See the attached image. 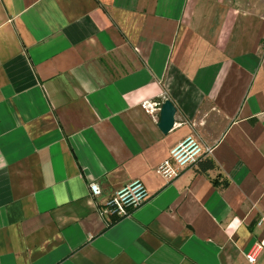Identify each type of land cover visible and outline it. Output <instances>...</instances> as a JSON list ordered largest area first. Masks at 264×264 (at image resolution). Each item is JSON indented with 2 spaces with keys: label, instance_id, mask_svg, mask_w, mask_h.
<instances>
[{
  "label": "crops",
  "instance_id": "crops-1",
  "mask_svg": "<svg viewBox=\"0 0 264 264\" xmlns=\"http://www.w3.org/2000/svg\"><path fill=\"white\" fill-rule=\"evenodd\" d=\"M260 9L0 0V264H250L255 250L264 264ZM166 100L167 135L143 107ZM190 136L214 148L215 169L167 182L157 168ZM138 180L143 207L100 216Z\"/></svg>",
  "mask_w": 264,
  "mask_h": 264
},
{
  "label": "built area",
  "instance_id": "built-area-1",
  "mask_svg": "<svg viewBox=\"0 0 264 264\" xmlns=\"http://www.w3.org/2000/svg\"><path fill=\"white\" fill-rule=\"evenodd\" d=\"M143 107L150 115H154L160 112L162 104L147 101L144 102ZM213 151L214 148L201 144L196 138L187 137L171 150L169 157L158 166L156 172L167 182H173L180 178L187 169L208 159ZM90 193L94 198L103 196L100 186L94 183L90 184ZM148 199L149 194L144 184L139 180L134 181L110 198L100 208L99 213L101 217L110 218L113 221L124 219L143 207ZM257 251L247 255L250 264H256Z\"/></svg>",
  "mask_w": 264,
  "mask_h": 264
},
{
  "label": "water",
  "instance_id": "water-1",
  "mask_svg": "<svg viewBox=\"0 0 264 264\" xmlns=\"http://www.w3.org/2000/svg\"><path fill=\"white\" fill-rule=\"evenodd\" d=\"M176 113L177 110L172 102L166 100L160 109L159 123V128L165 135H167L174 129Z\"/></svg>",
  "mask_w": 264,
  "mask_h": 264
},
{
  "label": "trees",
  "instance_id": "trees-1",
  "mask_svg": "<svg viewBox=\"0 0 264 264\" xmlns=\"http://www.w3.org/2000/svg\"><path fill=\"white\" fill-rule=\"evenodd\" d=\"M199 164H201L200 172L204 175H206L209 171L215 169L214 163H212L210 160L201 161V163L199 162ZM212 184L216 187L220 186V182L218 179L213 180ZM221 185L225 188L228 186V182L224 181Z\"/></svg>",
  "mask_w": 264,
  "mask_h": 264
},
{
  "label": "rangeland",
  "instance_id": "rangeland-1",
  "mask_svg": "<svg viewBox=\"0 0 264 264\" xmlns=\"http://www.w3.org/2000/svg\"><path fill=\"white\" fill-rule=\"evenodd\" d=\"M260 2L262 3V9H260L258 13L264 16V0H260Z\"/></svg>",
  "mask_w": 264,
  "mask_h": 264
}]
</instances>
